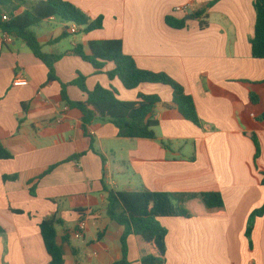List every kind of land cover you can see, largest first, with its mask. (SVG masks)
Segmentation results:
<instances>
[{
    "label": "crops",
    "instance_id": "obj_1",
    "mask_svg": "<svg viewBox=\"0 0 264 264\" xmlns=\"http://www.w3.org/2000/svg\"><path fill=\"white\" fill-rule=\"evenodd\" d=\"M215 1L201 30V21L189 18ZM255 1L64 0L90 22L103 18L102 28L68 31L74 40L67 45L65 28H52L59 18L35 29L45 54L82 46L90 56L91 43L121 41L138 68L181 84L194 98L203 129L179 113L169 86L145 83L129 90L109 78L113 63L96 71L73 55L55 65L65 84L80 73L89 91L99 85L114 89L121 101L160 97L153 116L159 122L156 140L120 138L113 124L100 120L84 133L81 113L63 102L61 83L49 82L47 67L27 45L15 39L3 48L0 144L12 158L0 160V227L6 231L0 235V264H51L40 224L53 216L60 220L57 245L64 264L121 262L125 228L108 216L105 187L168 196L171 207L158 216L167 230L166 264H264V216L247 237L252 214L264 206V59L252 56ZM169 17L187 20V27H170ZM19 75L28 86H13ZM67 93L73 101L87 100L77 87ZM251 93L259 98L256 104ZM207 192L222 194L224 209L199 216L208 214L200 200ZM184 208L193 216L184 217ZM79 222L86 225L81 239L75 236ZM127 248L129 264H143L147 250L136 236H129Z\"/></svg>",
    "mask_w": 264,
    "mask_h": 264
},
{
    "label": "trees",
    "instance_id": "obj_2",
    "mask_svg": "<svg viewBox=\"0 0 264 264\" xmlns=\"http://www.w3.org/2000/svg\"><path fill=\"white\" fill-rule=\"evenodd\" d=\"M210 3L203 11L193 13L194 19H199L200 29L204 30L208 24L206 14L208 9L215 5ZM254 8L257 13L255 33L251 41L252 56L254 59H264V0H256ZM24 11L21 13V11ZM5 15L8 21H3ZM52 18H59L64 23H72L89 33L99 30L103 25V18L90 22V18L82 10L64 0H0V30L10 33L27 45L33 54L40 59L49 71V82L59 81L61 83V96L63 102L70 108L78 110L82 115V129L87 133L94 122L106 121L113 124L119 131L120 138L150 139L156 140V129L159 122L154 119V111L162 100L158 96L139 94L136 101H121L114 89H107L99 85L92 91L87 89V78L79 73L78 78L72 83L65 84L56 75L55 65L67 56H78L90 63L96 71H102L108 63L114 64L113 71L108 73L110 79L118 78L126 89L135 90L142 84H162L172 88L174 106L185 120L192 122L201 129L204 123L198 116V110L191 95L185 92V88L165 73H153L152 71L138 68L137 62L125 55L121 41H103L90 44L91 55L87 56L82 46L67 54L48 55L42 50L39 38L35 32L36 28L42 27ZM166 23L177 30L187 27V20H177L169 17ZM64 29L62 39L68 37ZM70 86L77 87L84 92L87 100L73 101L69 98L67 89ZM253 104L259 102L255 93L250 95ZM12 155L0 144V160L11 159ZM56 166L51 167L43 176L49 175ZM16 179V177H4ZM264 184V182H263ZM108 216L125 228L122 239L123 260L118 264H129L128 262V238L136 236L137 240L144 244L147 254L141 260L143 264H166L167 230L161 226L158 216L171 207V200L166 195H158L149 191L142 192H117L109 190ZM200 200L208 214L199 216H212L224 209V198L217 192L202 193ZM184 217H192L188 209H182ZM264 216V206L254 212L250 218L247 228V237L251 240L252 230L257 217ZM57 216L46 219L40 224L41 235L44 240L46 251L51 257V264H64L63 250L57 245L56 225L59 223ZM0 235L5 236L6 231L0 227ZM252 245V242H251Z\"/></svg>",
    "mask_w": 264,
    "mask_h": 264
},
{
    "label": "built area",
    "instance_id": "obj_3",
    "mask_svg": "<svg viewBox=\"0 0 264 264\" xmlns=\"http://www.w3.org/2000/svg\"><path fill=\"white\" fill-rule=\"evenodd\" d=\"M185 9L186 8H178L177 12H182ZM8 20H9V16L5 15L3 17V21H8ZM69 32L72 35H76L80 32V28L73 24V26L69 30ZM15 39H16V37L14 35H12L10 33L2 32V34L0 35V52L3 50L4 47L10 46ZM28 85H29V82L20 75L18 77H16V79L13 82V86L17 87V88L26 87ZM85 228H86L85 222H79L78 230L75 232V236L77 238L81 239L82 233L85 230Z\"/></svg>",
    "mask_w": 264,
    "mask_h": 264
},
{
    "label": "rangeland",
    "instance_id": "obj_4",
    "mask_svg": "<svg viewBox=\"0 0 264 264\" xmlns=\"http://www.w3.org/2000/svg\"><path fill=\"white\" fill-rule=\"evenodd\" d=\"M73 26L72 23H64L63 21H61L60 19H58L52 26V28L56 29V31H60L62 28H66L68 27L69 29H71ZM44 28H48L47 26H45ZM38 30V29H36ZM69 41L65 43V45H67L69 42L74 40V36H69L68 37ZM66 40V39H64ZM85 76V75H84Z\"/></svg>",
    "mask_w": 264,
    "mask_h": 264
},
{
    "label": "water",
    "instance_id": "obj_5",
    "mask_svg": "<svg viewBox=\"0 0 264 264\" xmlns=\"http://www.w3.org/2000/svg\"><path fill=\"white\" fill-rule=\"evenodd\" d=\"M190 20H192L193 19V16H190V18H189Z\"/></svg>",
    "mask_w": 264,
    "mask_h": 264
}]
</instances>
